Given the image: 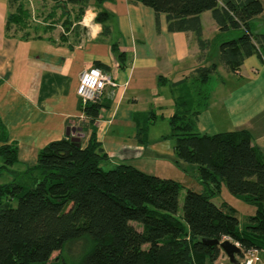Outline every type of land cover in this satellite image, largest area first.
<instances>
[{"label": "trees", "instance_id": "1", "mask_svg": "<svg viewBox=\"0 0 264 264\" xmlns=\"http://www.w3.org/2000/svg\"><path fill=\"white\" fill-rule=\"evenodd\" d=\"M51 1L79 22L88 5L108 0ZM136 1L153 10L157 23L164 15L168 32L192 33L201 53L212 42L217 44L218 63L198 66L178 84L183 87L168 118L170 132L164 136L173 141L177 162L196 166L202 192L186 191L178 218L177 181L127 165L103 170L108 157L94 132L84 145L77 146L71 138L53 141L39 151L35 166L25 171L27 184L0 186V264H47L53 253L64 250H69L73 263L62 259L60 264H213L224 253L215 245H204L203 239L227 238L239 246V261L250 250L264 251V157L245 130L215 135L196 131L218 65L237 73L248 57L264 58V35L255 33L253 23L264 4L261 0ZM24 5L10 0L6 33L16 35L25 25L30 12ZM204 12L211 13L218 28L212 42L202 38ZM107 18L97 8L94 20L103 26L104 35L109 33ZM230 31L241 32L235 38H221ZM80 107L89 124L101 109L99 103ZM5 142L0 126V170L17 161L15 147ZM222 183L230 195L254 207L242 226L234 208L212 201L220 195Z\"/></svg>", "mask_w": 264, "mask_h": 264}, {"label": "crops", "instance_id": "2", "mask_svg": "<svg viewBox=\"0 0 264 264\" xmlns=\"http://www.w3.org/2000/svg\"><path fill=\"white\" fill-rule=\"evenodd\" d=\"M20 1L26 4L28 0ZM97 8L108 14L107 35L94 20ZM11 10L10 0H0V126L5 143L16 149L17 161L0 170V177L7 179L0 186L27 184L25 171L35 166L39 151L47 144L79 138L84 145L91 132L108 157L107 167L127 165L175 180L181 165L173 141L164 136L170 132L168 118L183 87L178 84L198 66L218 63L217 44L212 53L211 47L201 53L192 33L168 32L165 16L160 15L157 23L153 10L136 0L90 4L78 26L63 32V39H55L63 31L60 26L55 27V36L44 29L39 36L28 38L6 33ZM200 20L202 38L212 42L218 28L211 13H202ZM253 23L255 33L264 35V11ZM240 32L230 31L221 38H235ZM96 63L116 87L105 88L98 117L89 124L76 89L80 73ZM215 75L196 131L215 135L245 130L264 157V58L248 57L237 73L219 64ZM167 106L171 115L163 112ZM159 123H165L160 131ZM249 206L252 215L254 207ZM224 257L221 254L213 264ZM255 258L254 264H264V251H258Z\"/></svg>", "mask_w": 264, "mask_h": 264}, {"label": "rangeland", "instance_id": "3", "mask_svg": "<svg viewBox=\"0 0 264 264\" xmlns=\"http://www.w3.org/2000/svg\"><path fill=\"white\" fill-rule=\"evenodd\" d=\"M261 2L264 4V0H261ZM16 6L17 4H15L13 9H15ZM24 6L29 10L30 17L24 21L25 25L21 27L20 29H18V31H16L15 34L17 36L24 37L28 35L29 37H37L39 36V34L42 33L43 29L45 31L50 32L49 35L52 36L54 35L53 31L55 27L60 26L63 31L60 33V30L58 29L60 36L56 37L55 39L57 38L63 39L64 31L69 30L72 27V25H74L75 27L78 26V22H74V15L72 14L68 15L64 13L63 15L61 8H59V6H56V4L52 2L51 0H28ZM87 7L84 9V13ZM63 22H66L67 25L66 26L62 25ZM214 46H215V43H212L210 46L212 50L211 53L213 52ZM216 62H217V59H216ZM215 76H216L215 74L212 76V80H211L212 84L215 82V79H214ZM163 112L166 115H171L172 109L171 107L167 106V108ZM164 124L165 123H159L157 127L158 131H160L162 127H164ZM178 163L181 165V169L175 174L176 175L175 181H177L181 186L179 197H178V211H177V217L180 218L182 214V202H183V198H184L186 191L192 190L193 192L201 193L202 187L198 181V174H197L196 166L188 165L182 162H178ZM108 169L110 168L107 167L106 165H103V170L107 171ZM183 169L185 170L184 172H183ZM0 181L2 182L7 181V179L5 178V175L0 177ZM212 201L216 205H219L221 202H227L230 205H232L236 211V216L239 219L240 226L246 223V216L250 215L252 211V207H250L249 205L243 203L239 199L230 195L224 183H222V190H221L220 195L214 197ZM71 250L72 252H76L73 249ZM78 252H76L77 258L80 256ZM62 259H65L69 263H73L72 261L73 259L70 255L69 250H64L63 253H59V252L53 253L47 264H60ZM222 262L228 264L229 261L226 256L223 259H220L218 264Z\"/></svg>", "mask_w": 264, "mask_h": 264}, {"label": "built area", "instance_id": "4", "mask_svg": "<svg viewBox=\"0 0 264 264\" xmlns=\"http://www.w3.org/2000/svg\"><path fill=\"white\" fill-rule=\"evenodd\" d=\"M106 87H116V83L106 72L96 67L83 70L79 75V83L76 89V95L81 106L86 107L89 104L99 103ZM224 240L228 239L224 238ZM257 252V250L248 251L241 262L239 261V264H248L249 260L254 264Z\"/></svg>", "mask_w": 264, "mask_h": 264}, {"label": "water", "instance_id": "5", "mask_svg": "<svg viewBox=\"0 0 264 264\" xmlns=\"http://www.w3.org/2000/svg\"><path fill=\"white\" fill-rule=\"evenodd\" d=\"M71 141L78 146L79 138H71ZM202 243L207 246H217L227 257L230 264H239L238 256L241 254V250L235 243L229 240L218 241L205 239L202 240Z\"/></svg>", "mask_w": 264, "mask_h": 264}, {"label": "clouds", "instance_id": "6", "mask_svg": "<svg viewBox=\"0 0 264 264\" xmlns=\"http://www.w3.org/2000/svg\"><path fill=\"white\" fill-rule=\"evenodd\" d=\"M248 264H252V261H251V260H249V261H248Z\"/></svg>", "mask_w": 264, "mask_h": 264}]
</instances>
